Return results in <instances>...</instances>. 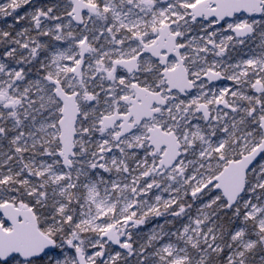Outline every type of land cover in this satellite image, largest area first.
Masks as SVG:
<instances>
[{"label":"snow or ice","instance_id":"obj_1","mask_svg":"<svg viewBox=\"0 0 264 264\" xmlns=\"http://www.w3.org/2000/svg\"><path fill=\"white\" fill-rule=\"evenodd\" d=\"M0 264H264V0H0Z\"/></svg>","mask_w":264,"mask_h":264}]
</instances>
